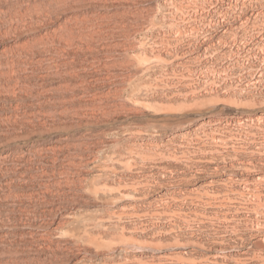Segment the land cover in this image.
<instances>
[{
  "label": "rangeland",
  "instance_id": "rangeland-1",
  "mask_svg": "<svg viewBox=\"0 0 264 264\" xmlns=\"http://www.w3.org/2000/svg\"><path fill=\"white\" fill-rule=\"evenodd\" d=\"M0 264H264V0H0Z\"/></svg>",
  "mask_w": 264,
  "mask_h": 264
},
{
  "label": "bare ground",
  "instance_id": "bare-ground-1",
  "mask_svg": "<svg viewBox=\"0 0 264 264\" xmlns=\"http://www.w3.org/2000/svg\"><path fill=\"white\" fill-rule=\"evenodd\" d=\"M14 2V1H13ZM9 11V10H8ZM5 13V12H4ZM18 13V12H17ZM10 14V13H9ZM14 14V13H13ZM6 20V19H5ZM14 20V19H13ZM6 22V21H5ZM113 92V91H112ZM111 94V93H110ZM109 99H111V98H109ZM108 101V100H107ZM109 106V105H108ZM109 111V110H108ZM109 113V112H108ZM61 115V114H60ZM69 115V114H68ZM111 115V114H110ZM113 117V116H112ZM110 118V117H109ZM78 123V122H77ZM72 124V123H71ZM70 160V159H69ZM56 168V167H55ZM75 169V168H74ZM78 169V168H77ZM52 172V171H51ZM61 172V171H60ZM42 174V173H41ZM52 174V173H51ZM55 174V173H54ZM47 175V174H46ZM58 175V174H57ZM46 177V176H45ZM57 180V179H56ZM56 180H55V182H56ZM50 181V180H49ZM52 181V180H51ZM67 182V181H66ZM206 258V257H205ZM208 259V258H207ZM204 260V259H203ZM183 262V261H182ZM193 262V261H192ZM201 262H203V261H201ZM206 262V261H205ZM195 263V262H194ZM199 263V262H198ZM204 263V262H203ZM209 263V262H208Z\"/></svg>",
  "mask_w": 264,
  "mask_h": 264
}]
</instances>
